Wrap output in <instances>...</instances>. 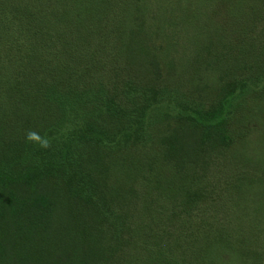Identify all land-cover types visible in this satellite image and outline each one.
Listing matches in <instances>:
<instances>
[{"label": "trees", "instance_id": "trees-1", "mask_svg": "<svg viewBox=\"0 0 264 264\" xmlns=\"http://www.w3.org/2000/svg\"><path fill=\"white\" fill-rule=\"evenodd\" d=\"M172 1L178 4L171 6L173 22L185 28L182 41L187 54L193 51L191 62L199 71L196 81L209 89L216 86L213 97H186L171 90L180 85L163 83L166 71L169 74L175 67L177 71L184 63L165 59L171 37L162 38L165 29L155 19L159 11L170 13L165 0H0V99H9L1 122H16L17 126L6 147L0 149V196L8 189L9 199L15 201L13 186L32 189L48 180L64 188V197L71 201L76 197L82 206L100 205L107 198L103 196L107 192H103L102 165L116 172L152 168L147 161H137L132 150L135 145H149L144 135L149 134L155 118L156 122L173 118L198 134L205 145L213 141L229 146L245 136L248 127L236 123L237 115L264 92V0ZM204 7L214 18V34L200 25ZM128 50L130 56L122 54L127 59L124 65L113 62ZM143 72H153L154 80L162 82L160 87L156 89ZM183 134L175 132L167 150L162 155L155 151L154 159L163 165L173 163ZM108 152H118L116 161H107ZM1 158L7 164L10 159L14 169L6 171ZM55 206L56 200L41 194L15 201L11 209L30 208L40 223ZM57 215L67 225V217ZM89 220L80 217L78 222L87 225ZM120 223L117 220L116 230ZM100 224L62 241L82 245L78 264H89L100 254ZM139 232L142 229L134 236ZM5 233L0 225V264H5ZM183 238L156 250L148 243L146 263L191 264L194 254L188 262ZM195 242L197 248L226 246L228 238L216 232L194 238ZM197 257L195 264H209L203 250ZM217 257L221 253L214 252L210 264Z\"/></svg>", "mask_w": 264, "mask_h": 264}, {"label": "rangeland", "instance_id": "rangeland-1", "mask_svg": "<svg viewBox=\"0 0 264 264\" xmlns=\"http://www.w3.org/2000/svg\"><path fill=\"white\" fill-rule=\"evenodd\" d=\"M165 3L170 13L159 11L155 16L156 21L165 29L166 36L162 38L167 41L168 36L171 37L170 53L165 59L181 60L184 63L179 65L177 71L176 67L169 74L166 71L163 83L167 80L174 82L173 85H180L171 90L186 94V97L201 99L215 96L216 86L209 89V86L196 81L199 71L197 65L191 62L193 51L187 54L188 50L182 41L185 28L175 25L171 16V6L178 4L172 0H165ZM150 5L155 7L152 2ZM200 11L203 31L206 26L214 34V18L205 13L206 7ZM122 54L130 56L128 50L116 56L117 61L113 62L124 65L127 59ZM140 57L144 58L145 55ZM134 62L136 64L135 53ZM183 68L185 71L179 72ZM217 76L218 73L215 78ZM143 77L151 81L156 89L162 84L160 80H154L153 72H143ZM143 77L140 75V78ZM252 100L242 115L239 113L236 118V123L248 127L243 132L245 136L229 146H220L213 141L207 145L201 144L198 134L175 122L173 118L166 117L160 122H156L155 118V123L149 127V134L144 135V143L150 140L149 145H135L132 150L137 161H147L152 168L146 172H127L124 168L116 172L102 165L103 192H107L103 196L107 198L100 205L92 203L82 206L76 197L71 201L64 197V188L60 189L48 180L37 183L32 189L13 186L17 194L14 196L15 201L24 197L33 199L35 195L41 194L56 200L55 211H51L39 223L40 218L30 208L13 211L11 205L15 201L9 199L8 189H5L0 196V225L6 232L3 240L5 264H78L81 254L78 248L82 245H69V241H62L68 240L74 232L95 230L98 222L101 223L100 254L91 259L89 264H147L145 258L149 254L146 250L148 243L156 250L160 245L174 243L182 236L189 250L186 260L189 262L194 254L191 264L199 260L197 254L201 257L202 250L209 264L214 252L221 253V258L217 257L218 261L214 264H264V92ZM8 101V98L0 99V149L6 147L10 132L17 129L16 122H1ZM177 131L185 133L180 135L182 142L177 146V159L173 163L165 161L166 165L157 162L154 152L162 155ZM118 152H108L110 155L107 161L115 160ZM8 154L12 157L10 152ZM1 160L6 171L14 169L10 159L11 164ZM157 163L160 167L156 166ZM8 165L11 168H7ZM127 168L129 170V165ZM58 213L67 217V225H64L65 221L58 217ZM98 214L100 220H97ZM80 217H90L92 220L85 225L78 222ZM117 220L121 222L118 230L115 227ZM35 221L38 224L34 226ZM72 226L76 227V231L67 229ZM139 228L143 232L134 236ZM216 232L228 238L226 246L197 248V242L193 243L194 238L200 240ZM159 237L162 238L161 243ZM59 257L62 259L59 260Z\"/></svg>", "mask_w": 264, "mask_h": 264}]
</instances>
